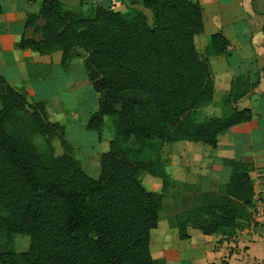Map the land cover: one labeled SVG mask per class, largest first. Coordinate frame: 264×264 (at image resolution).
<instances>
[{
  "label": "trees",
  "instance_id": "obj_1",
  "mask_svg": "<svg viewBox=\"0 0 264 264\" xmlns=\"http://www.w3.org/2000/svg\"><path fill=\"white\" fill-rule=\"evenodd\" d=\"M61 1H41L38 14L26 18L39 39L24 36L17 48L59 54L65 71L74 60H89L95 73L85 68L88 81L99 98L86 129L100 141L107 127L108 149L99 157V176L90 177L73 158L63 127L48 121L45 103L30 104L0 76V264H165L150 252L163 196L147 191L140 176L164 181L165 145L214 151L220 135L251 121L250 110L235 108L247 94L237 88L224 95L220 118L196 119L214 98L208 59L227 56L229 42L217 33L205 56L198 52L195 38L204 31L198 0H134L142 10L125 13L111 0H91L87 16ZM28 110L23 125L48 146L61 139L67 153L45 160L22 135L23 125L9 132ZM220 164L229 171L222 191L203 193L196 209L174 220L180 241L190 240L189 228L229 237L252 224L253 164ZM15 236L29 238L26 252L13 251Z\"/></svg>",
  "mask_w": 264,
  "mask_h": 264
},
{
  "label": "crops",
  "instance_id": "obj_2",
  "mask_svg": "<svg viewBox=\"0 0 264 264\" xmlns=\"http://www.w3.org/2000/svg\"><path fill=\"white\" fill-rule=\"evenodd\" d=\"M41 1L28 3L26 0H0V76L16 92L25 94L30 104L45 103L48 121L63 127L64 140L76 153L78 149L70 142L69 136L73 135L68 129L78 125L86 128L89 118L97 111L99 96L92 91L83 61L74 60L69 73L73 76H66L60 69L59 54L54 53L51 65L48 63L50 69L47 70L50 72L47 73L43 59H49V56L43 57L31 50L21 51L17 48L24 36L39 39L34 28H26V18L38 14ZM111 1L115 11L125 13L131 8L142 10L137 5H131L134 0ZM198 1L202 7L204 23L203 33L195 38L198 52L205 56L210 36L217 33L223 34L229 42L227 56L208 59L215 93L212 103L198 112L202 113L204 119L220 118L224 95L237 88L247 91V94L237 102L235 108L250 110L252 119L220 135L214 151L204 150L200 144L186 142L176 144L179 145L176 149L180 150L181 163L194 161L202 167L204 176L200 179L201 190L205 193L212 192L215 186L222 183V172L228 170L221 167V161L251 162L254 207L258 202H264V0ZM61 2L67 10L77 12L87 8L91 0L83 4L81 0ZM46 75L49 78L44 80ZM83 90H88L93 96L92 107H81L84 98L80 92ZM71 100L72 104H69ZM79 111H83L82 114ZM96 135L91 138L94 144L100 142ZM87 136L91 137V134ZM108 142L104 149L100 146L104 150L100 155L107 151ZM195 231L188 229L189 242L196 238L201 241L197 244L202 247V243H213L203 248L207 259L204 264H264V224H251L249 228L236 230L229 237H202Z\"/></svg>",
  "mask_w": 264,
  "mask_h": 264
},
{
  "label": "rangeland",
  "instance_id": "obj_3",
  "mask_svg": "<svg viewBox=\"0 0 264 264\" xmlns=\"http://www.w3.org/2000/svg\"><path fill=\"white\" fill-rule=\"evenodd\" d=\"M122 9L124 8L122 7ZM91 11L92 4L90 3L87 4V8L83 9L82 13L87 16L91 13ZM148 16L150 17V14H148ZM48 56L50 57L49 59H43L45 70L50 67L53 54ZM49 62L50 65L48 64ZM49 69L45 72L49 73ZM60 69L63 75L70 77L73 76V74L69 75L71 70L70 67L66 71L63 70L62 67ZM55 75L59 76L58 73H55ZM48 78L49 76L47 77L46 75L44 80H47ZM80 96L84 98V103L81 106L82 108L85 106L92 107L94 99L88 90L81 91ZM69 104H72V100L69 102ZM82 112L83 111H79V113L81 114ZM29 114V110L25 113H20L18 115L19 121L15 125L8 127L9 132H15L14 129L16 128H20L18 129V131H20L23 122L27 121ZM196 119L197 121H202L204 119V116L202 115V113L197 112ZM105 120L107 122V118H105ZM76 128H71L70 126L68 129V132L70 131V133L73 135L72 137L69 136L70 142L72 143L73 147H76L78 149V151L75 153L74 150L70 147V152L72 153L74 159H78L80 165L82 166V169L90 177L95 179L99 176L98 157L100 153L104 151L101 147L103 146V149L105 148L106 141L110 140V134L107 131V127H104L100 135V142L94 144L91 138L92 136H97L95 132L88 131L86 128L80 127V125L76 126ZM90 134L91 137H88L87 135ZM22 135L30 139L35 144L37 150L45 158V160H49L52 156L54 157L67 153V151L60 145L61 139L53 138L51 142L52 145L48 146L47 144H45L44 139L41 138L36 131L34 132L33 130H31V128H28V126L26 127V125H23ZM181 143L182 142H180L179 144ZM176 144L165 145L160 153L161 163L164 167V181L159 178H154L145 173L140 176V181L147 191L161 194L163 196L162 209L159 213L158 225L157 228L151 233L150 252L154 259L164 261L165 264H204L205 262H207V259L203 252V248L208 244L212 246L213 243H202V247L197 244H200L201 241L197 240L196 238H193V240H191L190 242L180 241L178 239L177 231L173 227L175 225L174 220L183 219L186 212L194 210L198 207V205H200L202 194L205 193L201 190L200 179L202 176H204L202 167L199 164L197 165L194 161H182L181 163L180 150L176 149V146L179 145ZM200 146L202 145L200 144ZM92 154H97L98 157H93ZM146 159L147 155L145 156L144 160ZM222 175H224L225 177H223V181L221 180L222 183L218 186H215V184H217L215 183L214 190L209 193L219 194L222 191V188L226 183H224V181L228 178L229 172L224 171V173L222 172ZM163 183L165 187H163ZM195 232L203 237V235L197 230ZM0 244L1 246H4L5 240L2 239L0 241ZM28 247V237L15 236L13 238L12 249L14 252H26Z\"/></svg>",
  "mask_w": 264,
  "mask_h": 264
},
{
  "label": "built area",
  "instance_id": "obj_4",
  "mask_svg": "<svg viewBox=\"0 0 264 264\" xmlns=\"http://www.w3.org/2000/svg\"><path fill=\"white\" fill-rule=\"evenodd\" d=\"M251 213L252 224H264V202H258Z\"/></svg>",
  "mask_w": 264,
  "mask_h": 264
},
{
  "label": "water",
  "instance_id": "obj_5",
  "mask_svg": "<svg viewBox=\"0 0 264 264\" xmlns=\"http://www.w3.org/2000/svg\"><path fill=\"white\" fill-rule=\"evenodd\" d=\"M83 64L87 70H89L91 73H95L92 65L90 64V62L87 58L83 60Z\"/></svg>",
  "mask_w": 264,
  "mask_h": 264
}]
</instances>
